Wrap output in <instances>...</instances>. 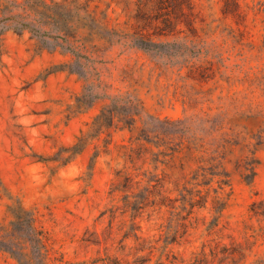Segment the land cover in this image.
Wrapping results in <instances>:
<instances>
[{
  "label": "rangeland",
  "instance_id": "obj_1",
  "mask_svg": "<svg viewBox=\"0 0 264 264\" xmlns=\"http://www.w3.org/2000/svg\"><path fill=\"white\" fill-rule=\"evenodd\" d=\"M46 1L70 14L75 29L70 36L43 29L49 33L37 37L0 27V226H9V207L20 201L50 237L51 264H156L160 251L151 255L150 248L162 244V225L170 217L165 208L137 220L138 241L124 239L127 215L103 214L121 205L122 195L111 193L116 173L130 166L129 147L138 148L135 138L142 134L152 142L143 152L149 161L152 152L179 150L154 172L163 178V194L173 199L199 166L231 178L228 207L210 231L213 183L198 187L210 190L207 202L194 210L184 238L170 246L174 264H194L202 256L216 264L222 248L233 244L247 255L246 264H264V222L251 212L253 203L264 205V0H191L195 31L181 25L182 37L196 41L198 53L174 59L155 58L131 45L137 0ZM3 8L0 26L8 16L22 14L40 28L25 0H14L12 14ZM70 70L86 73V80ZM89 82L96 83L97 94L139 108L135 129L104 134L68 164L53 161L88 130L105 104L74 112ZM252 158L259 164L250 187L238 166ZM136 162L142 165L141 159ZM144 169L154 171L148 163ZM0 264L16 263L0 252Z\"/></svg>",
  "mask_w": 264,
  "mask_h": 264
},
{
  "label": "trees",
  "instance_id": "obj_2",
  "mask_svg": "<svg viewBox=\"0 0 264 264\" xmlns=\"http://www.w3.org/2000/svg\"><path fill=\"white\" fill-rule=\"evenodd\" d=\"M25 2H27L30 11L40 18L38 23L40 28L33 27L27 21L28 17L22 14H12L14 0H0V6L12 14L0 26L2 31L13 30L18 33L29 31L37 37L49 33L43 29L56 30L66 36H70L74 32V22H72L70 14H65L64 7L55 3L54 6L57 7L55 8L46 0H25ZM135 19L138 23L137 30L129 36L133 47L151 54L155 58L163 59H174L184 55L193 56L198 53L197 42L182 37L184 30L181 25L195 31L194 5L191 0H137ZM171 36L175 38L168 39ZM69 47L66 48L67 51L77 57L76 61L79 60L78 52ZM70 73L79 74L85 80L87 78L86 73L81 74L76 70H70ZM89 83L84 87L81 97L77 99V103L73 107L74 112L86 113L98 101H105V104L89 125L88 130L81 131L72 145L63 146L61 151L52 158L53 161L68 164L81 155L95 140H100L104 134L110 136L113 130L128 128L132 132L135 129L136 116H140L139 108L117 96L99 95L95 92L96 83ZM135 140L140 144H138V148L129 147L126 161L130 166L116 173L117 180L111 191V193L122 195L119 200L121 205H113L103 214L109 212L110 217H114L120 210L122 215H127L129 223L124 232V239L131 237L138 241L141 238L139 234L141 225L137 220L145 213L151 215V211L165 208L170 213V217L167 224L162 225L163 235L158 240L162 241V244L158 248L151 246L150 253L152 255L155 249L160 251L156 264H174L176 257L172 254L170 246L184 238L189 228L192 227V222L189 219L194 210L205 207L207 202L205 196L210 190L206 189L203 192L198 187H209L213 183V219L207 227V230L210 231L219 225L222 213L228 207L232 194V191H226L227 187L231 188L230 174L216 170L208 172L205 167L199 166L190 179L186 180L183 188L179 190L180 198L173 199L171 196L163 194L161 190L163 178L154 172L158 169L159 163L168 165L179 150L170 147L171 152H152L149 161L148 158H143V152L150 151L148 147L144 146L151 144V140L144 138L142 134ZM142 140H145V145L141 143ZM108 144L109 142H106V146ZM98 155L99 153L96 152L93 159ZM161 156L168 157V159L160 160ZM140 159L142 165L137 166L136 161ZM147 163L154 167V171L144 169ZM258 164L259 160L252 158L250 163L238 166L243 181L250 187L254 184ZM209 174L211 177L208 176ZM178 202L179 205L176 204ZM260 205L257 207L256 203H253L251 212L262 217L264 222V205L261 203ZM9 211L13 219L9 226H0V252L14 260L16 264H51L54 260L52 258V243L47 231L39 225L35 212L25 208L20 201L17 206H10ZM184 212L186 213L183 214ZM262 231L264 235V228ZM220 252L224 255L218 259L216 264H246L247 255L239 245L225 246ZM98 261L100 260L96 262ZM194 264H208V262L202 256ZM249 264H261V262L256 261Z\"/></svg>",
  "mask_w": 264,
  "mask_h": 264
}]
</instances>
